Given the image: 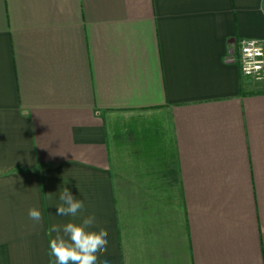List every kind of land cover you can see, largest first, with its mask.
Returning a JSON list of instances; mask_svg holds the SVG:
<instances>
[{"label":"crops","instance_id":"obj_1","mask_svg":"<svg viewBox=\"0 0 264 264\" xmlns=\"http://www.w3.org/2000/svg\"><path fill=\"white\" fill-rule=\"evenodd\" d=\"M262 9L0 0V264H54L47 229L93 214L109 264H264V81L226 60Z\"/></svg>","mask_w":264,"mask_h":264},{"label":"clouds","instance_id":"obj_2","mask_svg":"<svg viewBox=\"0 0 264 264\" xmlns=\"http://www.w3.org/2000/svg\"><path fill=\"white\" fill-rule=\"evenodd\" d=\"M59 201L55 206L58 216L76 218L85 209L84 201L75 198L66 187L60 192ZM28 216L37 224L42 220L41 211L36 207L29 209ZM95 221L93 214L84 216L79 223L73 220L63 225L53 224L47 229L48 255L54 258V264H98V261L109 264L107 259L100 260L108 251V231L103 227L95 230Z\"/></svg>","mask_w":264,"mask_h":264},{"label":"built area","instance_id":"obj_3","mask_svg":"<svg viewBox=\"0 0 264 264\" xmlns=\"http://www.w3.org/2000/svg\"><path fill=\"white\" fill-rule=\"evenodd\" d=\"M226 60L238 65L243 77L249 81H264V42L257 39H240L229 51Z\"/></svg>","mask_w":264,"mask_h":264}]
</instances>
